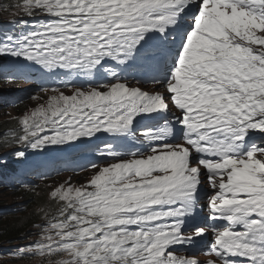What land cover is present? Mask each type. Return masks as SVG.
Returning <instances> with one entry per match:
<instances>
[{"label":"snow or ice","instance_id":"6c2138e0","mask_svg":"<svg viewBox=\"0 0 264 264\" xmlns=\"http://www.w3.org/2000/svg\"><path fill=\"white\" fill-rule=\"evenodd\" d=\"M0 35L6 78L51 95L9 144L88 143L104 166L57 187V212L16 249L40 264H264V0H21ZM24 16L30 19H23ZM151 85L152 87H148ZM141 125H144L141 127ZM104 142L96 144L102 139ZM17 162L26 151L17 150ZM0 157V168L8 166ZM66 169H58L60 171ZM213 191L202 204V185ZM208 209L207 221H189Z\"/></svg>","mask_w":264,"mask_h":264},{"label":"rangeland","instance_id":"374dc122","mask_svg":"<svg viewBox=\"0 0 264 264\" xmlns=\"http://www.w3.org/2000/svg\"><path fill=\"white\" fill-rule=\"evenodd\" d=\"M2 0H0L1 2ZM21 2H18V4ZM2 9V8H1ZM3 10V9H2ZM13 8H7L6 10H3V14L0 13V23L3 21H7L5 25H9L12 28V21L17 20L19 16L13 15ZM26 17V16H24ZM4 19V20H1ZM1 29V27H0ZM14 82V81H13ZM33 86V83L29 80L26 82H20L17 81L16 83H10L8 82L0 84V123L4 121H11L13 119H18V121L22 118L23 114L30 112L35 107H37L42 101L39 99H32V97H39L40 95L38 93H34V95L31 93V87ZM148 87H152L149 85ZM52 93H49L47 95H51ZM14 96L17 98V100H14V103L8 104L7 99L9 97ZM45 96V95H44ZM12 98V97H11ZM24 103L26 105H24ZM22 104V106L18 105ZM4 144L3 139L0 137V150L2 145ZM5 149L3 151H0V157H12L17 150L23 149L26 151L28 149H25L24 146H4ZM30 150V149H29ZM31 151V150H30ZM91 161H85L84 163H89ZM83 163V164H84ZM97 169H90L87 171L81 170L80 174H62L57 178H50L46 180H42V182H38L37 189H40L42 187L50 189L49 194L51 196V193L57 189V187H67L68 182H70L73 186H80L82 183H86L88 178L92 175L94 171ZM86 173V174H83ZM29 181L35 180L34 176H29L27 178ZM23 188V189H21ZM20 189H10L5 186L0 185V218H10L11 220H15L14 216H18V213H24L26 206H28V203H26V198L23 195L24 193L27 194V192L23 191L25 190L26 186H21ZM203 191L201 193V200L202 204H206V197L208 194H210L213 190L208 187L207 182H205L202 185ZM202 215L206 217L208 216V209L205 207L204 211L202 212ZM213 222V221H212ZM211 223V222H209ZM215 224L219 223L218 221L214 222ZM198 225H204V224H198ZM187 226V227H186ZM197 226V223L190 222L185 225V227L189 230L191 228ZM30 233V232H29ZM33 234V233H32ZM27 240L24 241L22 244H18L17 248L22 247L23 245L31 244L34 241L38 239V236H31L30 238H26ZM194 243L191 245H182L178 246L179 250H183L184 247H190L192 253H194L193 258L196 260H199L202 262H208L210 260H215L216 257L214 255L205 256L203 255L213 240V233L209 230L205 233L202 237H196L193 235ZM13 248L12 252L7 250L6 244H0V264H25V262L22 261L20 258V255L16 253V249ZM178 254V251H177ZM41 257H35L32 259L31 263L26 264H40Z\"/></svg>","mask_w":264,"mask_h":264},{"label":"trees","instance_id":"16d2710c","mask_svg":"<svg viewBox=\"0 0 264 264\" xmlns=\"http://www.w3.org/2000/svg\"><path fill=\"white\" fill-rule=\"evenodd\" d=\"M18 2H21V0H2L0 2V13L3 14V10H6L9 7L13 8V11H16V8L14 6L17 5ZM18 19H20V17H18ZM23 19L27 20L30 18L26 16L23 17ZM2 23H4V21L1 22L0 25ZM8 31L10 30L0 31V35ZM8 66L15 67L11 59H0V76H4V80H6V77H9L11 75L6 73L8 70ZM35 77L39 79L40 83V76L38 73L32 74V78ZM11 80L14 79H10V81ZM2 83L3 82H0V84ZM31 89L32 92L38 93L40 96L49 94H45L41 92L40 89H34L33 87H31ZM34 93L32 94L34 95ZM11 97H9L10 102H14V100H17V98H15L14 96ZM7 103L9 104V102ZM18 105L22 106V104ZM24 105L26 104L24 103ZM20 127L21 125L19 124L18 119L0 123V137L4 141V144L2 145L0 151H3L5 149L4 146H16L15 144H9V141L14 137L16 133H18ZM42 156L39 153L33 152L32 150L30 151L28 149L26 158L22 162H17L13 155L12 157L7 158L9 160L8 166L0 168L1 186H5L7 188L15 190L20 189L21 186L28 187L23 190L27 192V194L24 193L23 195L26 198V203H28V206H26L24 213H18V216H14L17 217L15 218V220H11L10 218H0V244H6L8 251L12 252L13 248H17L18 244L24 243V241L27 240L26 238H30V235L37 236V233L40 231L39 226L45 224L46 220L50 219L57 212L58 202L55 200V198L50 196L48 192L50 191V189L48 190V188L46 187H42L41 191L40 189H37V183L42 182L41 179L46 180L51 178V172H42L46 171V168H48V164L45 161L40 160L42 159ZM79 163L77 165H80ZM79 173H81V170L79 171ZM34 174L37 175V178L35 180L31 179L29 181L27 179V176L32 175L35 177ZM22 261L25 262V264L31 263L32 259H22Z\"/></svg>","mask_w":264,"mask_h":264},{"label":"bare ground","instance_id":"6f19581e","mask_svg":"<svg viewBox=\"0 0 264 264\" xmlns=\"http://www.w3.org/2000/svg\"><path fill=\"white\" fill-rule=\"evenodd\" d=\"M10 82H13V80H11ZM5 83L7 84L8 82L5 81ZM14 83H15V81H14ZM7 102H9V104L14 103V102H10L9 99H7ZM56 164H57V163H56ZM72 165H73V164H72ZM56 166H57V165L53 164V165H51L49 168H53V169H55ZM71 174L76 175V174H80V173H79V171H77V172H75V173L72 172Z\"/></svg>","mask_w":264,"mask_h":264}]
</instances>
